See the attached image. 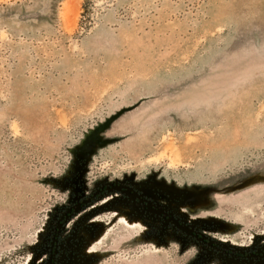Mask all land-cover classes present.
Segmentation results:
<instances>
[{"label":"rangeland","instance_id":"obj_1","mask_svg":"<svg viewBox=\"0 0 264 264\" xmlns=\"http://www.w3.org/2000/svg\"><path fill=\"white\" fill-rule=\"evenodd\" d=\"M111 183L222 250L117 192L59 264H264V0H0V264Z\"/></svg>","mask_w":264,"mask_h":264},{"label":"flooded vegetation","instance_id":"obj_2","mask_svg":"<svg viewBox=\"0 0 264 264\" xmlns=\"http://www.w3.org/2000/svg\"><path fill=\"white\" fill-rule=\"evenodd\" d=\"M120 193V196H125V197H129L132 196V198H134L137 202H141L145 207L144 209H148L153 211L152 213L157 216L160 217L163 221H166L170 226H172L175 230L179 231V232H183L182 234L188 235L189 237H193L196 239L201 240L204 243H209L212 247L216 248V249H220L222 250V248L219 246V244L215 243V242H210L207 238H205L203 235H201V233H198L197 231H195L194 229H192V227L188 224V223H184L180 218L174 216V215H170L167 212L163 211L162 209H160L159 207H157L156 205H154L148 198H146L144 195H142L141 192H138L134 187L130 186V185H123L120 183H111V184H107V185H103L101 188L97 189V193L96 195H88V198H83L81 200H78L73 206L71 205L68 209L67 212H65L64 214H62V216H60V219H58L57 223L59 225L55 226L52 229V233H51V237L49 240V245L45 246L44 251H45V256L43 259L40 260L39 263L36 264H59L58 262V258H59V254L62 250V246L63 243H65V238L66 236L64 235V229H63V222L67 220V218L69 216H71L73 214V212L75 211V205L77 204L79 206H82L86 203H84L85 201L89 200V201H93L94 199H98L101 198L103 195L107 194V193ZM75 208V209H74ZM173 221H175L176 223H178L181 226L186 227L190 233H187L185 231H183L182 229L178 228ZM61 224V225H60ZM248 251H245V253H238V252H233L230 250H226L227 254L230 255H234V256H244L246 258H249L253 261H260L259 259H264V249L261 251H257L254 249H247ZM263 261V260H262ZM25 264H32L29 262V259L25 262Z\"/></svg>","mask_w":264,"mask_h":264},{"label":"water","instance_id":"obj_3","mask_svg":"<svg viewBox=\"0 0 264 264\" xmlns=\"http://www.w3.org/2000/svg\"><path fill=\"white\" fill-rule=\"evenodd\" d=\"M173 223H174L178 228L182 229L183 231H185V232H187V233H190V231H189L186 227L179 225V224L176 223L175 221H173Z\"/></svg>","mask_w":264,"mask_h":264}]
</instances>
